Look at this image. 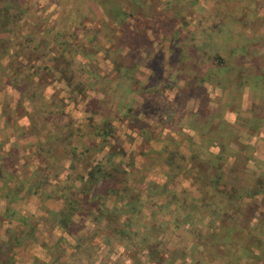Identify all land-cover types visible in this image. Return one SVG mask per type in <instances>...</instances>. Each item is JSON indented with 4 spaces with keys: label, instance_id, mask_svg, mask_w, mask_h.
Segmentation results:
<instances>
[{
    "label": "rangeland",
    "instance_id": "rangeland-1",
    "mask_svg": "<svg viewBox=\"0 0 264 264\" xmlns=\"http://www.w3.org/2000/svg\"><path fill=\"white\" fill-rule=\"evenodd\" d=\"M107 1L0 0V113L29 122L0 144V242L24 231L16 264L239 258L264 242V0Z\"/></svg>",
    "mask_w": 264,
    "mask_h": 264
},
{
    "label": "trees",
    "instance_id": "trees-1",
    "mask_svg": "<svg viewBox=\"0 0 264 264\" xmlns=\"http://www.w3.org/2000/svg\"><path fill=\"white\" fill-rule=\"evenodd\" d=\"M106 1V3H108V4H110L111 2H108L107 0H105ZM108 14L113 18V17H118L119 16V14H120V12H117V10L115 9V8H113V9H111V10H109L108 11ZM8 16H10V15H7V17ZM1 66V65H0ZM125 69L127 70L128 68H126L125 67ZM256 76H258V77H263V76H261V75H256ZM240 79V78H239ZM255 117V116H254ZM133 119L136 121V122H138L137 121V119L135 118V117H133ZM224 121V120H223ZM253 122H257L256 123V126L259 124L258 123V119H257V117H255L253 120H252ZM223 124H225L226 126H229V125H227L226 124V122H223ZM139 125H145V124H143V123H141V122H139ZM207 125H208V123L206 124V126L204 127L203 126V129H206L207 128ZM212 125V123H210L209 124V126H211ZM220 128V127H219ZM219 128H210L209 129V133L208 134H206V132L205 131H203V134L206 136V138H207V140H206V142H216V144L218 145V147H219V152H218V154L216 155V158L215 159H213V160H210L209 162V164H213V165H215L218 161H222V160H224L226 157H227V155H226V150L228 149V146L226 145V144H224L223 143V141H222V139H219V138H222V137H224L223 136V134H222V132L221 133H219ZM230 128V127H229ZM214 137H218V138H215V139H213ZM47 149V148H46ZM233 155H236V154H233ZM236 158L238 159V157H235V161H236ZM99 163H97L95 166H93V169L92 170H94V169H98L99 168V165H98ZM218 169H220V167L218 166L217 167V170ZM89 171V173H88V176H87V180L89 181V182H91V180H92V182L91 183H95L96 181H97V176L95 175V170L94 171ZM217 176L218 177H216V178H214L215 179V181H218V180H220V178H221V176H222V173L221 172H218V174H217ZM62 195V197L61 198H65V200H66V198L68 197V196H65V194H61ZM69 200V199H68ZM69 202H70V200H69ZM126 205H128L127 203H126ZM66 213V211H65V209L63 210V207L60 209V210H58V212H57V215H59V216H61V217H63V221L62 222H60L59 223V226H61L63 229L65 228V229H67L66 227H64V224H63V222L65 223V220H67L69 217H68V215L67 214H65ZM251 216H253V214L251 215ZM70 223V222H69ZM63 224V225H62ZM244 226V225H243ZM244 227H246V228H244V230H246V229H248L247 227H248V225L247 226H244ZM256 227H253L252 228V230H254ZM233 229H234V227H225V228H223L222 230L224 231V230H226V232H227V234H230V232L229 231H233ZM24 232V231H23ZM23 232H21V234L19 233V235H18V237H16L15 239H12V238H10L9 237V239H7L6 241H3V242H0V264H16V262L13 260V258H14V256L11 254V247L13 246V240H16V245H17V242H20V240H19V238L22 236V233ZM219 232H217V233H214L215 235L216 234H218ZM241 233H244L243 231H241ZM213 234V233H212ZM222 234V233H221ZM20 236V237H19ZM247 236H248V238L249 239H251V235H248V233H247ZM256 236H259V235H256ZM212 238H213V236H211ZM218 238H220L221 236H217ZM230 236L228 235V238H229ZM243 237V239H245V237H246V235L244 236H242ZM260 238H264V233H260ZM259 238V239H260ZM261 240V239H260ZM238 244H239V242H238ZM248 244H243V243H241V246H239V249H240V252L242 253V256H240L239 258H237L234 254L232 255L231 254V256L229 257V259H228V261H226V263L225 264H235L237 261L238 262H240L241 264H247V262L248 261H250V259H253L252 261V263L253 264H256V263H258L259 262V259L261 258V257H263V256H261L262 255V253H263V247H264V242L261 240L260 241V243H258V244H256L257 246H252V245H250V246H247ZM222 248L220 247V250H221ZM216 250V249H215ZM219 250V248H217V251ZM239 251V250H238ZM219 252V251H218ZM222 252V251H221ZM243 260V261H242ZM244 261H247V262H244ZM158 262V261H157ZM251 262V261H250ZM222 263H223V261H222ZM36 264V263H35ZM237 264H239V263H237Z\"/></svg>",
    "mask_w": 264,
    "mask_h": 264
},
{
    "label": "crops",
    "instance_id": "crops-1",
    "mask_svg": "<svg viewBox=\"0 0 264 264\" xmlns=\"http://www.w3.org/2000/svg\"><path fill=\"white\" fill-rule=\"evenodd\" d=\"M256 19H258V18H256ZM256 75H258V74H256ZM263 76V78H264V74L262 75ZM240 108V107H239ZM236 109H238V107L236 108ZM26 111L25 112H23V114H21V115H19V116H16L15 118H16V124H15V121H14V119L11 121L12 123V125L14 126V132H6V131H8V127H9V125H10V122H9V120L8 121H6L7 119H3L1 116V113H0V144L1 143H5V146L6 145H9V147L10 148H12V146H13V144H15L16 142H20L22 139H25V135H23V131L24 130H26L27 129V126H28V124H29V122H28V120L27 121H24V119H26L27 118V112H28V109L26 108L25 109ZM239 109H238V111L236 110V112H237V117L239 116ZM232 113H235V110L233 111V109H231V112L229 111H227V112H225V115L223 116V118L225 119H223L224 121H227V123H229V124H231V125H234L235 123H234V121H236V119L237 118H235L236 117V113L234 114L235 116H233L232 115ZM231 119V120H230ZM246 130V129H245ZM183 131H184V129H183ZM248 131L246 130V135H253L254 136V134H250V133H247ZM3 134V136L1 137V135ZM12 136V137H11ZM194 141H195V143H199L198 142V140H195L194 139ZM9 148V149H10ZM211 146H209V149H205L204 150V152H205V154H206V158L205 159H207V161H210V160H213V159H215L216 158V155L218 154V152H219V149L217 148V147H215L216 148V150H211ZM183 153H185L184 151H182ZM27 153V152H26ZM231 163H233V162H231ZM211 167V166H210ZM222 167H221V170L220 169H218L217 171L218 172H221L222 173ZM223 174V173H222ZM159 186V185H158ZM61 230H63V229H61ZM25 251V253H27V255L29 254V249L27 248L26 250H24ZM30 255V254H29ZM32 255V254H31ZM24 264H29V263H24Z\"/></svg>",
    "mask_w": 264,
    "mask_h": 264
}]
</instances>
